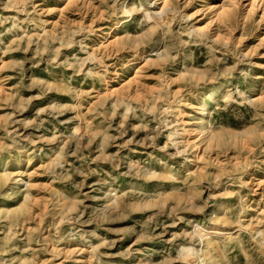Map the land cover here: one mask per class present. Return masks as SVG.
Here are the masks:
<instances>
[{
	"label": "rangeland",
	"instance_id": "rangeland-1",
	"mask_svg": "<svg viewBox=\"0 0 264 264\" xmlns=\"http://www.w3.org/2000/svg\"><path fill=\"white\" fill-rule=\"evenodd\" d=\"M124 1L0 0V264H264L263 1Z\"/></svg>",
	"mask_w": 264,
	"mask_h": 264
},
{
	"label": "bare ground",
	"instance_id": "bare-ground-1",
	"mask_svg": "<svg viewBox=\"0 0 264 264\" xmlns=\"http://www.w3.org/2000/svg\"><path fill=\"white\" fill-rule=\"evenodd\" d=\"M126 1L127 0H125L124 1V5H126ZM263 1V2H262ZM247 2H248V4H247V9H249V12H252V11H254V10H258V7H259V2H262V7L264 8V0H247ZM170 6V4H169V1H166L165 3H164V5H163V7L161 8V10L159 11V12H156V13H154V15L152 16V15H148V16H146L145 18H147L149 21L150 20H152V19H154L155 20V22H154V24H153V29H157L158 30V28L159 27H165V26H168L169 25V23H170V21H169V18H168V16L165 14V12H166V8L167 7H169ZM128 8V7H127ZM127 8H125V7H123V10H124V13H128V14H132V10L131 9H127ZM260 8V7H259ZM169 9V8H168ZM209 9L210 10H212L213 12H215V14H216V16H217V20L220 22V23H225V25H226V27L228 28V29H231L230 27V13H231V11H230V9L231 8H228L225 4H223V5H214L213 3H210L209 4ZM168 12V11H167ZM263 12H264V9H263ZM253 13V12H252ZM226 19V20H225ZM151 22V21H150ZM195 29H196V27H195ZM161 31V30H160ZM197 32H200L201 34L204 32V30H200L199 28H197V30H196ZM200 34V35H201ZM160 35V34H159ZM196 36H197V34H196ZM160 37V36H159ZM223 36L221 35V34H217V36H216V38L214 39L215 40V42H217V41H219L220 40V38H222ZM225 40V39H224ZM227 40V39H226ZM225 40V41H226ZM112 44H115V42L113 41V42H111ZM162 59H164L165 57H161ZM193 74L194 73H197V74H200V72H197V71H193L192 72ZM220 90H222V86H220L219 87V90L218 91H220ZM218 91H213V90H211V91H209V93H210V95L212 94V96L211 97H214L215 96V94H217L218 93ZM199 106H200V119H201V123H200V130H199V134H201V135H203L205 132H207V128H208V126H209V121L207 120V114L209 113V111H208V107H207V104H206V100L205 99H202L201 100V103H199ZM193 107H195V105H193ZM196 126V123H194L193 125H192V129L191 130H188V132L187 133H189V134H192V132H193V129H194V127ZM205 135V134H204ZM238 135V134H237ZM242 136V135H241ZM199 137V136H198ZM215 136L214 135H211V136H207V140H209V142H211L212 140H213V138H214ZM244 137V136H243ZM197 145V144H196ZM196 158H200L199 157V154H196V156H195ZM4 176V178H8V175L7 174H5V175H3ZM15 183H14V185H17L18 184V181H14ZM26 199H27V197H26ZM199 231H201V230H199ZM228 233H230V235L232 234L230 231L228 232ZM213 234H215V236H219V235H223V234H226L227 235V233H225V232H223V230H221V228L220 229H217ZM200 237H201V239L203 240L204 238H206L207 239V241H209L210 239H211V237H210V233H200ZM193 250V248H190V251H192ZM186 251H188V250H186ZM190 251H188V252H190ZM188 254V253H187ZM190 258V257H189Z\"/></svg>",
	"mask_w": 264,
	"mask_h": 264
}]
</instances>
